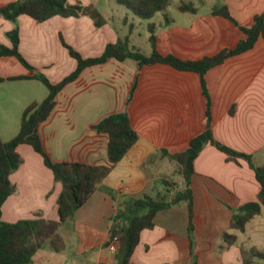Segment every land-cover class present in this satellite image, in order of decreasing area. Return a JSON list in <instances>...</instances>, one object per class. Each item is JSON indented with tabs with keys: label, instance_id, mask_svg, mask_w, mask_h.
<instances>
[{
	"label": "crops",
	"instance_id": "crops-1",
	"mask_svg": "<svg viewBox=\"0 0 264 264\" xmlns=\"http://www.w3.org/2000/svg\"><path fill=\"white\" fill-rule=\"evenodd\" d=\"M15 0H0V7ZM70 4L94 5L104 23L96 26L87 15H56L38 22L27 15L17 24L0 16V44L11 47L7 33L17 27V50L33 67L28 70L15 56H0V139L8 141L19 131L27 106L48 94L35 74L58 82L76 68L64 43L83 58L100 56L108 43L128 37L129 44L149 55V26L154 27L161 54L195 60L236 46L248 27L264 11V0H171L165 10L149 19L135 16L117 0H67ZM196 11L179 10L180 3ZM226 6L235 22L212 12ZM208 100L198 73L169 64L138 66L132 58L105 62L82 69L76 79L57 94L56 104L38 128L42 145L54 161L108 165V136L91 125L111 113L126 111L138 139L101 186L57 234L60 251L50 244L36 251L31 264H116L108 248L112 217L127 197L149 193L161 197L172 176L175 161L162 155L185 150L192 137L209 123L214 140L235 151L251 154L255 165L264 164V36L242 53L226 57L204 74ZM136 82L129 103L127 98ZM22 158L10 174L14 191L2 205V220L41 216L58 219L57 198L62 185L53 177L41 156L28 144H20ZM190 189L193 197V236L188 238L185 202L158 211L154 226L141 232L129 264H244L243 251H264V207L244 231L229 229L232 212L256 200L260 190L253 168L243 158L232 160L213 143L204 144L193 163ZM236 236L227 244L224 232ZM248 258V254L245 253ZM262 262V260H260ZM254 262V261H253Z\"/></svg>",
	"mask_w": 264,
	"mask_h": 264
},
{
	"label": "trees",
	"instance_id": "trees-1",
	"mask_svg": "<svg viewBox=\"0 0 264 264\" xmlns=\"http://www.w3.org/2000/svg\"><path fill=\"white\" fill-rule=\"evenodd\" d=\"M117 1L125 5L138 18L149 19L156 12L165 10L171 0ZM178 8L181 11H196L192 4L184 2L180 3ZM212 12L235 22L224 5L214 7ZM79 14L89 16L96 26L104 23V18L94 5L70 4L67 0H15L0 7V16L14 24H17L18 17L21 15L30 16L41 22L56 15L77 16ZM148 28L150 31L149 41L152 47L149 55L142 53L138 48L130 46L127 36L116 43H108L100 56L90 58H83L73 48L64 43L70 56L76 60L74 71L56 83L51 82L41 73L34 75L47 88L46 98L25 108L19 131L12 139L8 141L0 139V264H31L36 251L47 243L54 251H60L63 248V242L57 234L58 227L71 218L95 190L103 189L115 199L114 190L102 187V180L110 173L113 165L122 159L138 139V132L132 127L128 113L126 111L115 112L104 116L91 125L92 130L105 133L108 136L107 156L110 162L108 165L52 160L42 145L38 128L50 115L56 104L58 92L67 83L76 79L85 67L105 62L110 57L117 60L132 58L138 66L159 62L169 64L179 70L198 73L201 78L203 93L208 100L204 74L209 68L221 63L226 57L252 48L257 39L264 36V11L254 16L253 23L250 26H240L244 37L238 41L235 47L223 49L214 55L195 60L182 59L173 54H161L157 48L158 40L154 34V27L150 25ZM7 36L12 45L7 47L0 44V56L13 55L28 70H33V67L17 50V27L9 31ZM2 80L3 78L0 77V81ZM135 85L136 82L130 91L127 103L131 100ZM207 142L213 143L232 160L245 159L253 168L255 177L260 184L256 200L245 202L233 210L228 228L244 231L246 224L260 214L262 206L264 207V164L255 165L251 154L235 151L216 142L212 136L208 115L205 129L191 138L185 150L173 153L165 149L161 150L163 156L179 164L184 187L181 189L175 188L172 191L170 189L172 185L165 182V193L161 197L149 193L141 197H127L117 207L110 227V237L117 236L118 238V247L115 251L116 264H129L134 249L140 241L142 230L151 229L154 226V217L158 211L182 202H185L188 208L187 230L191 249L193 250V197L190 182L191 175L194 172V159ZM20 144L30 145L41 156L44 165L52 171L54 179L62 185L57 198V220H50L41 216L19 219L15 222L2 220V205L14 191V186L9 178L10 174L22 162V158L17 151ZM223 238L228 245L236 240L235 234L227 231L223 233ZM242 253L244 264H252V258L264 261V251L251 248L249 251L242 250ZM245 253L248 254V258L245 257ZM194 264H196L195 260Z\"/></svg>",
	"mask_w": 264,
	"mask_h": 264
},
{
	"label": "rangeland",
	"instance_id": "rangeland-1",
	"mask_svg": "<svg viewBox=\"0 0 264 264\" xmlns=\"http://www.w3.org/2000/svg\"><path fill=\"white\" fill-rule=\"evenodd\" d=\"M176 165L174 164L173 167H172V176L175 178V177H178V174H181V168L179 166V164L177 162H175ZM168 182L170 183L169 185H172L170 186V189L172 191L175 190V188H177L178 186L176 185V181H174V179H171V180H168ZM167 187H169L167 185ZM49 244V243H48ZM249 251V250H248ZM252 264H264V261H260V259H257V258H252ZM231 264H235V263H231Z\"/></svg>",
	"mask_w": 264,
	"mask_h": 264
},
{
	"label": "built area",
	"instance_id": "built-area-1",
	"mask_svg": "<svg viewBox=\"0 0 264 264\" xmlns=\"http://www.w3.org/2000/svg\"><path fill=\"white\" fill-rule=\"evenodd\" d=\"M118 247V238L117 236L110 237V241L108 243V248L111 252H115Z\"/></svg>",
	"mask_w": 264,
	"mask_h": 264
}]
</instances>
